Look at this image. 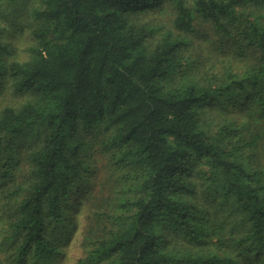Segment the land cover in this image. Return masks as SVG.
Returning <instances> with one entry per match:
<instances>
[{
	"label": "trees",
	"instance_id": "16d2710c",
	"mask_svg": "<svg viewBox=\"0 0 264 264\" xmlns=\"http://www.w3.org/2000/svg\"><path fill=\"white\" fill-rule=\"evenodd\" d=\"M34 2L29 58L0 40L27 95L0 108V264H57L87 134L112 185L77 264H264V0Z\"/></svg>",
	"mask_w": 264,
	"mask_h": 264
},
{
	"label": "rangeland",
	"instance_id": "374dc122",
	"mask_svg": "<svg viewBox=\"0 0 264 264\" xmlns=\"http://www.w3.org/2000/svg\"><path fill=\"white\" fill-rule=\"evenodd\" d=\"M0 4L1 8L5 5L3 1ZM34 5H36L34 0H21L15 11L8 9L0 11V28H2L0 40L8 45L6 57L9 61L13 59L24 61L30 56L29 48L35 43L33 31L38 24L32 13ZM164 16L163 13L162 16L158 15L154 22L158 23ZM210 56L211 53L208 54V57ZM26 98V94L15 92L13 79H5L4 84L0 87V108L5 104L17 106L26 100ZM207 117L213 130H217L221 123L225 124L234 120L238 122L245 120L242 112H222L215 110V108L208 111ZM260 125L261 130L264 132V121H261ZM251 130V127H247L244 132L245 136H249ZM261 130L259 129V132ZM38 131L40 129L29 133L36 137ZM91 136V134L85 135V139L89 140V143L85 147L84 154L88 156V162L95 171L93 174H90V169L86 174V180L83 179L77 183V187L79 184L81 185L78 199H70L67 202L66 223L65 225L58 226V232L64 227H68L70 235L68 238H65L67 240L62 247V253L56 259L57 264H77V260L86 254V249L90 244L87 237L90 231L95 229V226L99 227L103 225L102 219L97 220L96 216L104 209L105 201L111 195L112 184L109 182L110 175L103 167L105 164L100 154L94 151L95 147H93L94 143L91 140ZM244 154L245 160L250 162L251 166L259 165L264 167V143L257 147V149H252L250 146L246 147ZM94 174H96L95 179L92 177ZM1 235L2 230H0V256L8 258L9 252H6L5 248L1 245V241L3 240V236L1 237Z\"/></svg>",
	"mask_w": 264,
	"mask_h": 264
}]
</instances>
